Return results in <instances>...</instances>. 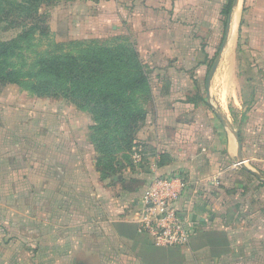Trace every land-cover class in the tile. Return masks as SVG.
I'll return each mask as SVG.
<instances>
[{"label": "crops", "instance_id": "obj_1", "mask_svg": "<svg viewBox=\"0 0 264 264\" xmlns=\"http://www.w3.org/2000/svg\"><path fill=\"white\" fill-rule=\"evenodd\" d=\"M128 1H105V7L112 10L90 21L97 23L96 41L106 25L116 31L123 22L118 28L122 40L136 50L147 73L151 97L136 134L139 146L128 154L136 152L141 163V194L121 189L111 198L121 201L118 205L113 201V209L99 214L97 205L94 212H82L85 184L91 187L90 201H97L100 188L113 189L132 177L126 174V165L112 176L101 174L90 141L91 117L83 112L65 117L72 133L59 134L69 138L56 133L47 145L46 154L58 160L56 168L45 162L47 172H57L59 177L45 181L58 192L55 197L51 195L54 189L45 193L53 203L49 211L54 212L47 216L55 224L46 225L50 236L31 250L36 264H264V97L260 99L256 92L242 96L234 85L223 100L214 88L224 59L230 63L224 66L229 80L232 74L235 79L242 18L239 5L244 0H233L226 27L221 12L228 0L221 1L216 22L225 36L219 43L220 59L208 91L203 77L214 59L211 38L203 32L215 25L214 17L194 0H137L135 8L126 12ZM82 31L81 41L86 39L85 27ZM50 145L56 151L51 148L50 152ZM91 174L95 177L90 179ZM155 174L175 176L185 184L178 207L197 223L186 247H155L148 236L138 233L136 211ZM87 175L90 180L85 183ZM22 178L26 180L25 175ZM5 196L10 199L13 194ZM128 205L131 210L127 213ZM4 245L0 241V264H24L19 256L13 257L12 244ZM42 250L47 257L38 254ZM6 253L9 257H4ZM81 256L86 259L81 261Z\"/></svg>", "mask_w": 264, "mask_h": 264}, {"label": "rangeland", "instance_id": "obj_2", "mask_svg": "<svg viewBox=\"0 0 264 264\" xmlns=\"http://www.w3.org/2000/svg\"><path fill=\"white\" fill-rule=\"evenodd\" d=\"M7 1H14L13 4L16 5L22 0ZM105 1L109 0H57L42 3L38 9L40 19L37 25L39 29L45 30V35L41 36L37 30L34 32V41L31 42L34 50L31 51L47 54L74 53L80 46L90 44L109 48L122 44L124 42L121 37L122 31L118 28L123 22L120 20L116 31L110 30L106 25L105 31L100 33L101 39L95 43L79 39L80 34L83 33V27L90 19L96 17L97 14L112 10V8L105 7ZM194 1H197L198 5L201 4V9L207 10L210 18L214 17L213 22H219L217 14L222 0ZM136 2L137 0H129L124 10L126 12L133 10ZM239 9L242 18L234 63L235 79L232 74L231 81L229 80V74L224 70V66L228 67L230 63L228 59H224L217 71L214 88L216 95L222 97L223 100L227 96L228 89H233L234 85L241 91L242 96L249 97L252 92H256L261 99L264 97V0H244L243 4L239 5ZM17 16L13 14V18L8 17L0 22V43L16 39L23 31L24 25L29 26L33 23L31 21L22 22ZM11 19L19 22V25L9 26ZM217 22L209 30L204 29L203 32L211 38L209 47L213 59L221 49L219 43L222 29L221 25L218 27ZM194 31H198L196 26H194ZM33 53L30 51L26 53L28 63L35 59ZM206 75L207 73L203 78ZM79 113L81 111L73 105H64L58 99L36 98L19 85L2 86L0 90V213L2 215H0V226H2L0 227V241L5 244L4 247L12 244L13 257L19 256L25 260L24 264H36L37 259L33 257L31 250L45 243L46 238L50 236L46 231V225L55 224V219L47 216L49 212L51 215L54 212L49 211L53 208V203L45 198V193L54 189L51 195L55 197L58 191L57 188L48 186L45 179L57 178L59 175L57 172L53 174L47 172L45 162H49L52 167L56 168L58 160L53 154L50 156L46 154L47 145L51 143L56 133H72V126L65 117L77 116ZM59 135L62 138H69L67 135ZM65 146L67 147L68 143H65L63 147ZM51 148L55 150L57 147L50 145V152H52ZM135 154L136 152L129 156L130 160L123 162L129 169L126 174L132 177L130 181H125L124 185L118 184L113 189H108L104 185L105 187H102V190L100 188L99 191L100 198L97 201L93 199L95 202L90 201L92 198L89 194L91 190L89 184L82 187L81 197L85 200L82 201L83 213L94 212L97 205L99 214L113 209L115 207L113 201H116V205L121 201L120 199L111 200V198H115L121 189L129 194L134 193L135 195L136 193L137 195L139 192L141 194V175L138 174L141 171V163L137 162ZM134 160L137 163H134ZM70 163H73V160ZM23 175H25V181L22 178ZM91 175L90 179L95 177L94 174ZM89 176H86L85 183L90 180ZM10 178L11 181H9ZM8 192L13 194L10 199L5 196ZM127 207L125 211L128 213L131 206ZM38 254L46 256L43 250ZM4 257H9L8 253ZM85 257L81 256L79 259L83 261Z\"/></svg>", "mask_w": 264, "mask_h": 264}, {"label": "trees", "instance_id": "obj_3", "mask_svg": "<svg viewBox=\"0 0 264 264\" xmlns=\"http://www.w3.org/2000/svg\"><path fill=\"white\" fill-rule=\"evenodd\" d=\"M55 1L22 0L15 5L14 1L0 0V22L13 18V14L22 22H33L24 25L16 39L0 43V85L22 86L36 98L65 100L89 115L97 169L112 176L125 166L124 161L130 160L131 150L139 146L136 134L144 123L145 104L151 97L147 73L138 53L127 42L112 48L80 46L74 53H33L34 32L45 35L37 25L39 6ZM232 3L228 0L221 12L225 27ZM8 24L19 22L11 19ZM94 24L90 20L85 24V40L90 43L96 41ZM29 51L35 58L31 63L27 62Z\"/></svg>", "mask_w": 264, "mask_h": 264}, {"label": "built area", "instance_id": "obj_4", "mask_svg": "<svg viewBox=\"0 0 264 264\" xmlns=\"http://www.w3.org/2000/svg\"><path fill=\"white\" fill-rule=\"evenodd\" d=\"M138 160V155H134ZM185 184L175 176L154 175L136 211L138 233L150 238L155 247L183 248L196 233V222L178 207Z\"/></svg>", "mask_w": 264, "mask_h": 264}, {"label": "water", "instance_id": "obj_5", "mask_svg": "<svg viewBox=\"0 0 264 264\" xmlns=\"http://www.w3.org/2000/svg\"><path fill=\"white\" fill-rule=\"evenodd\" d=\"M235 3H237V0H235ZM220 54H221V53L219 52L218 56H217V57L214 59V61L212 62L211 66H210V68H209V71H208V73H207V76H206V83H205V87H206L207 91H208V89H209L210 81H211V79H212V77H213V75H214V73H215V70H216V68H217V65H218V63H219ZM238 162H242L241 158L238 159ZM242 166H243L244 169L246 168L244 165H242Z\"/></svg>", "mask_w": 264, "mask_h": 264}, {"label": "bare ground", "instance_id": "obj_6", "mask_svg": "<svg viewBox=\"0 0 264 264\" xmlns=\"http://www.w3.org/2000/svg\"><path fill=\"white\" fill-rule=\"evenodd\" d=\"M228 52V51H227ZM222 69V68H221Z\"/></svg>", "mask_w": 264, "mask_h": 264}]
</instances>
